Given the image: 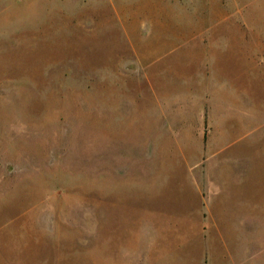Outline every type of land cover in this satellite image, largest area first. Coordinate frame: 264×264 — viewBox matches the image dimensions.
Wrapping results in <instances>:
<instances>
[{"label": "rangeland", "instance_id": "374dc122", "mask_svg": "<svg viewBox=\"0 0 264 264\" xmlns=\"http://www.w3.org/2000/svg\"><path fill=\"white\" fill-rule=\"evenodd\" d=\"M232 8L0 0V264H264V14Z\"/></svg>", "mask_w": 264, "mask_h": 264}, {"label": "crops", "instance_id": "0c3cea01", "mask_svg": "<svg viewBox=\"0 0 264 264\" xmlns=\"http://www.w3.org/2000/svg\"><path fill=\"white\" fill-rule=\"evenodd\" d=\"M224 3L228 6H237V9H231V14H264V5H262L260 0H223ZM233 19H245V17L241 16H233ZM255 19H262L263 17L258 16L254 17Z\"/></svg>", "mask_w": 264, "mask_h": 264}]
</instances>
